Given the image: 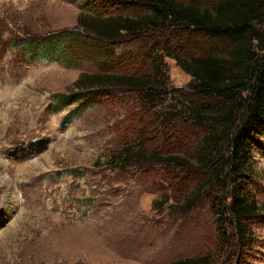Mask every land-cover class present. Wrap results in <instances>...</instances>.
Returning a JSON list of instances; mask_svg holds the SVG:
<instances>
[{
    "label": "rangeland",
    "instance_id": "1",
    "mask_svg": "<svg viewBox=\"0 0 264 264\" xmlns=\"http://www.w3.org/2000/svg\"><path fill=\"white\" fill-rule=\"evenodd\" d=\"M87 1L90 6V0H0V264H172L205 255L214 264H264V138L253 152L248 182L260 217L250 225L246 243L229 230L231 244L224 249L214 213L220 188L206 187L185 207L206 181L197 159L213 128L189 110L218 104L193 96L188 87L193 79L175 59L159 55L171 95L153 103L124 89L61 128L76 105L54 112L53 96L68 94L82 73L98 69L91 63H29L7 44L25 33L46 37L80 30L83 13H146L102 3L85 10ZM180 1L210 7L216 0ZM148 42L150 50L182 57L228 48L166 28ZM134 48L120 45L119 52ZM146 70L142 59L123 58L116 74L144 77ZM167 156L191 165L153 161Z\"/></svg>",
    "mask_w": 264,
    "mask_h": 264
},
{
    "label": "trees",
    "instance_id": "2",
    "mask_svg": "<svg viewBox=\"0 0 264 264\" xmlns=\"http://www.w3.org/2000/svg\"><path fill=\"white\" fill-rule=\"evenodd\" d=\"M90 1V6L85 2V10L102 3L116 10L134 8L146 13L139 17H96L83 13L78 18L81 31L64 30L46 37L25 33L7 45L18 49L29 63L63 61L68 66L91 63L98 69L97 74L82 73L68 94L53 96L54 112L76 105L63 118V130L87 109L102 105L104 100L124 89L137 91L143 99L153 103L163 95H171L166 85L165 65L159 55L164 53L175 59L193 79L188 86L193 96L218 104L216 109L189 110L193 118L213 128L204 136L197 159V168L205 170L206 181L185 207L194 205L206 187L220 188L223 194L214 205L220 245L228 249L229 230L233 229L236 240L246 243L252 234L250 225L261 212L248 190V182L253 174V152L259 150L264 138V0H216L210 7L180 0ZM165 28L170 32L200 36L204 42H224L228 48L218 52L213 46L191 57L159 48L150 50V36ZM127 44L134 45V50L121 54L120 45ZM154 52L157 54L153 57ZM123 58L142 59L147 66L146 75L116 74ZM153 161L183 167L191 165L180 156ZM172 264H214V261L205 255Z\"/></svg>",
    "mask_w": 264,
    "mask_h": 264
}]
</instances>
